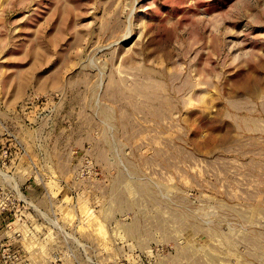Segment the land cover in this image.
Masks as SVG:
<instances>
[{"label":"rangeland","instance_id":"1","mask_svg":"<svg viewBox=\"0 0 264 264\" xmlns=\"http://www.w3.org/2000/svg\"><path fill=\"white\" fill-rule=\"evenodd\" d=\"M0 264H264V0H0Z\"/></svg>","mask_w":264,"mask_h":264},{"label":"bare ground","instance_id":"2","mask_svg":"<svg viewBox=\"0 0 264 264\" xmlns=\"http://www.w3.org/2000/svg\"><path fill=\"white\" fill-rule=\"evenodd\" d=\"M14 185H15V183H14ZM16 187V186H15ZM17 188V187H16ZM20 191V190H19ZM17 193H18V190H17ZM21 193V192H20ZM20 196V195H19Z\"/></svg>","mask_w":264,"mask_h":264}]
</instances>
